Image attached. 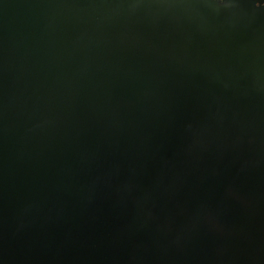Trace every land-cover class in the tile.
Returning a JSON list of instances; mask_svg holds the SVG:
<instances>
[{"label": "water", "instance_id": "1", "mask_svg": "<svg viewBox=\"0 0 264 264\" xmlns=\"http://www.w3.org/2000/svg\"><path fill=\"white\" fill-rule=\"evenodd\" d=\"M0 264H264V0H0Z\"/></svg>", "mask_w": 264, "mask_h": 264}]
</instances>
